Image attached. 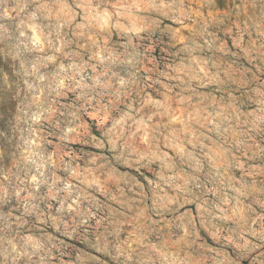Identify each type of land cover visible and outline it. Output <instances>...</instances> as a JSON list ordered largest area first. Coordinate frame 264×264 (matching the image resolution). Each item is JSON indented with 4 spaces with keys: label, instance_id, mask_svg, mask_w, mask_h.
<instances>
[{
    "label": "rangeland",
    "instance_id": "1",
    "mask_svg": "<svg viewBox=\"0 0 264 264\" xmlns=\"http://www.w3.org/2000/svg\"><path fill=\"white\" fill-rule=\"evenodd\" d=\"M100 2L0 0V264H264V116L253 115L246 98L230 103L239 92L210 78L196 82L187 111L179 97L166 99L165 78L154 81L175 58L167 49L183 46L180 33L189 29L179 25L174 34L155 33V47L144 42L148 59L130 95L113 99L97 89L89 100L77 85L82 77L106 70L114 88L129 78L119 34L101 40L119 58L102 67L92 59L99 49L78 34L89 11L81 5ZM233 6L210 0L204 9L219 21L209 27L218 62L250 74L254 64L264 79V58L233 63ZM33 16L47 30L59 24L54 43H65L51 62L49 48L26 50ZM213 110L222 115L208 123ZM26 112L40 120L29 127ZM117 120L122 132L133 126L138 142L109 131ZM66 184L84 203L60 191Z\"/></svg>",
    "mask_w": 264,
    "mask_h": 264
},
{
    "label": "clouds",
    "instance_id": "2",
    "mask_svg": "<svg viewBox=\"0 0 264 264\" xmlns=\"http://www.w3.org/2000/svg\"><path fill=\"white\" fill-rule=\"evenodd\" d=\"M210 0H117L115 3H108L106 0H101L100 3L93 5H81L89 9L84 22L77 25L79 35L84 36L87 40L92 41V45L98 48V52H93L92 59L97 61L96 66H105L109 63L118 61L115 56V50L108 53L107 49L101 43V40H108L113 33L119 34L125 41V53L123 63L129 66V78H119L116 80L118 87L114 88L111 83V77H108L107 71L97 73L94 77H82L77 81L78 86L88 90L89 100L95 99L92 93L97 89H101L99 95H110L115 99L117 96L123 98L125 95H130L132 84L139 79V65L147 61L145 41H149L152 47L156 46V41L152 40V36L157 32L166 34H174L177 29L174 25H179L181 28L188 26V34L183 35V46L175 52L171 48L167 49L171 59L169 68L164 72L157 74V80L165 78L163 87L165 88L166 99H171L176 102V97L180 98L182 107L187 111L190 107L189 101L197 94V81L206 83L208 79L216 81L222 88H227L233 94L239 92V97L230 100L234 103L237 98H246L256 105V110L253 115L264 116V79L258 78L256 72L261 69L256 65H252L254 71L249 73L248 70L232 66H224L219 63V57L216 56V39L213 33L209 32V27L213 22H219L215 16L210 20L204 14V9L208 7ZM234 6L229 9L227 16L231 17L230 32L234 39L237 51L234 53L239 59L234 61L235 65H239L241 60H246L252 64L258 58H264V0H233ZM70 11V18L74 19L76 13ZM35 16L32 17L33 35L26 38V50L43 51L44 48H49L52 55L47 56L49 62L55 59V54L62 51L63 38H61V47H57L54 43L55 38L59 34V24L54 30H47V26L41 27L35 23ZM166 21H172V25H167ZM91 33V35H89ZM23 36L24 33L22 32ZM246 38V39H245ZM179 39V35L176 36ZM31 45L32 47H29ZM225 51L227 49L225 48ZM210 52L211 55L207 59L203 56ZM180 53H184L183 58H180ZM123 55V54H122ZM153 64L155 60L153 59ZM83 71L81 67L79 72ZM105 77H108L105 79ZM91 79L90 85L84 84V79ZM63 81H61V85ZM31 87V85H29ZM173 88H178L180 91L174 96ZM156 105L155 101H151ZM159 106V105H156ZM101 107H104L103 105ZM130 109V105H126ZM171 105H169V108ZM215 113V114H214ZM125 115H127L125 113ZM160 115V113H154ZM221 113L215 110L207 113L203 118L211 123L216 120ZM25 123L38 122L40 115L33 113L28 115ZM229 117L224 116L227 120ZM131 120V117H128ZM151 119V117H149ZM133 125L136 121L133 120ZM29 127L31 124L29 123ZM123 121L117 120L113 123L110 132L118 139H123L125 144L129 142H138L136 130L132 125L123 129L127 132L124 135L122 132ZM115 130V131H113ZM156 129H152L155 133ZM133 137L136 140L133 141ZM38 145H32L33 153ZM42 167V165H40ZM61 192L67 194V197L75 196L76 200L84 203L83 192L75 185H65L60 189ZM66 197V198H67ZM73 200V204H76ZM78 207V206H77ZM91 207V204H89Z\"/></svg>",
    "mask_w": 264,
    "mask_h": 264
}]
</instances>
